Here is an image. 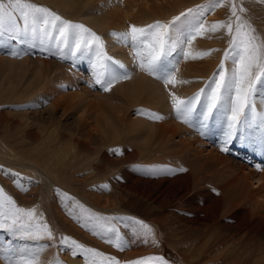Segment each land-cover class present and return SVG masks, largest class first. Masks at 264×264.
I'll return each instance as SVG.
<instances>
[{
	"label": "bare ground",
	"instance_id": "1",
	"mask_svg": "<svg viewBox=\"0 0 264 264\" xmlns=\"http://www.w3.org/2000/svg\"><path fill=\"white\" fill-rule=\"evenodd\" d=\"M39 1H42L44 5L64 16L66 19L80 23L81 21L88 23L97 34L104 38L105 48L108 54L114 59L123 62L132 73V76L129 80L118 81L109 92L96 93L97 96H100L96 97L94 94L90 95L92 94L90 93L91 91L83 88L90 87L92 82V73L88 61H77L74 64L69 59H61L58 54L42 51L40 47L35 49L37 52H34V49H29L27 45H21L14 41L11 42L17 50L21 52L27 50L28 54L12 57L4 54L3 50V53L0 55V63L2 62L3 64V69L0 72V87L7 93L8 98L18 97L20 95L18 89L24 90L29 87L28 91H30V94H33L30 101L20 103V109L12 111V108H9L5 112V117L1 116L4 122L3 131L8 132L7 134H3L4 138L7 136L11 137L12 139L9 143H15L10 147L11 149H8L6 143L3 142L4 144L0 145V151L7 156H19L23 161L25 159H33L36 165L54 177H61L58 176L60 174L58 169L68 164L70 165L69 168L74 169L84 166L82 158H78L75 153V156L73 155V159H75L71 162L64 160L60 162L55 161L53 159L54 153L59 150L58 145L55 144V139L59 144L63 143L64 140H72V142L76 144H84L87 147H91V144L92 146L115 144L116 148H119L122 152L121 156L116 159L117 164L121 166L125 161L130 159L133 160V158H138L145 162H151L153 160L160 161L170 158L174 163L181 161L189 166L192 165V171H190L192 174L188 172L185 173L183 178L180 176V178L184 180L185 188L187 189V186L192 185L195 193L201 192L205 197H212V192L208 189H204L206 186L201 185L200 182L202 179L210 180L214 177L216 188L219 190V193L215 196L217 198L212 206L214 212L211 213V215L199 216L196 212L188 217L186 216V220L194 224L192 231L196 234L195 237L197 233H209H207L208 237L206 240H203L198 248L193 249L190 247L192 240L191 242L186 240L183 242L181 248L186 251L185 257L188 259L191 256L194 257L193 262L187 263H231V253L236 254V252H234L236 249L234 245L228 247L231 245L230 238H224L218 235L217 229L221 226L224 227L225 221L222 223V220L216 219V216H218L216 212L221 209L222 206L228 209L232 207L234 209L236 206H240V210H238L237 213V216L240 218L239 229H243L244 233L246 232L247 238H245L243 243L244 249L239 247L242 251L245 250V253L242 255V258L240 257L238 262L242 261L241 263L246 264V262L250 260V257L253 256V253L257 251L255 252L257 255L253 258V263L261 264L258 255L262 248L259 247V249L255 250L252 241L249 242L250 238H248V234H250L251 231L264 233V206L258 200V198L261 199V195L264 194V150L238 139L241 144L234 146L238 151H229L233 152L235 156H240V161L234 160L227 155L217 153L213 148H209L205 155L203 153V158L201 154L203 151L205 152V146L207 144L215 143L218 149L221 150L222 133L218 130L217 126L212 123L209 124L208 128L203 130V134H201L198 124L189 127L187 124L182 123L176 118L168 96L169 90L175 91L181 96H190L199 88L204 87V81L216 71L217 65L223 55V50L227 47L228 37L224 34V31L221 30L217 33L209 34L211 38L207 36L197 37L192 45L194 51L212 48L219 49L220 51L212 52L211 55L195 60H184L182 56L179 57V71L177 72V76L181 79L188 80L189 83L176 85L175 87L169 85L168 89L165 88L162 81L148 76L146 73H142L135 66L130 46H125V44L118 41L116 38L108 35V33L113 30L126 31L129 23L145 25L156 19H171L172 16L179 15L180 12L188 8L208 4L209 0ZM256 1L258 3V0H237V3H242L243 7L247 10L242 14L243 18L249 21L252 27L259 28L256 33L261 38H264V9H262V4L261 7H259L260 4H255ZM220 8L223 9L218 10V8H215L207 11L205 13V19L208 22L225 19L229 15L228 7L224 6ZM259 10L261 16H256ZM31 53H33L32 57L36 58L34 59L35 63L29 57ZM57 59L59 61H57ZM84 66L87 67V81L84 76L86 74L79 72L81 69H84ZM226 66H230V62H226ZM75 67H78V69L75 70ZM61 76L64 77L61 84L67 85L68 89L69 87L73 88L74 93H60V95L54 99L52 94L59 92L61 89L58 84L55 85L54 83L57 82L56 80L58 78L62 79ZM76 84H79L81 87L76 89ZM20 85H23L24 88L20 87ZM98 86L99 85H95L91 88ZM99 88L100 87L97 89ZM58 106H62V110L60 111L61 119L59 120L55 119L54 115H52L53 110ZM81 108L85 111L84 114L79 113ZM139 110L156 112L165 118L159 121L151 120L148 118L147 114H141ZM131 111L133 112L130 113ZM74 112L78 114L74 115ZM88 119V123L91 122L92 125L91 129L86 122ZM54 122L57 124L53 125ZM13 129L15 131V136L11 133ZM56 130L61 131L56 132ZM25 135L33 136L34 139L38 140L37 144L38 148L40 146L41 152H37L36 150L34 154H30V152H33L30 151L31 148L28 150L24 146L25 144L19 146V140L25 138ZM62 137L63 139L61 140ZM68 146V143H66L63 145V148L66 149ZM229 146L232 147V144L227 145L228 148ZM102 156L107 157L106 154ZM209 159H211L212 162H208ZM18 161L21 160L19 159ZM204 164L209 167L206 165L204 166ZM219 164H222V167L224 164L228 168L225 177H223L225 175L224 173H220L223 174V176L218 177V175L220 176V174H217ZM256 165H261L260 170H257ZM94 167L96 170H100V166L95 165ZM130 172L131 170L129 173L125 174H130ZM199 172L203 173L201 174L203 176L199 175ZM63 178L66 179V177ZM137 180H141V182L144 181L153 187L160 186L159 182L156 180ZM248 182L250 185L253 182L254 185L250 187ZM66 186L67 185H65V187ZM52 200H50L51 205L48 204L51 208H48L47 205H44L43 208L53 209L52 211L55 210L56 215L61 220L58 219L64 221L67 227H71L73 229L72 233L77 234L76 236H71L63 230L65 231V233L63 232L64 236L71 237L87 247H92L91 244H93V246L98 244L100 246L96 249H100L98 251L106 253L104 250L105 244L103 243L105 236L104 239H100L102 235L97 234L99 231L97 232L95 220H89L87 215L84 216L85 213H83V215L78 214L77 211L79 209L70 214L69 210L63 209V204L61 205L62 200H59V202ZM245 203L249 204L244 207ZM34 205L36 208L40 206L39 203H34ZM68 206L71 208L72 205ZM81 206L82 205H80L79 208L81 211H84L85 208H81ZM29 207L31 206L29 205ZM45 208L43 210L44 212L47 211ZM43 216L45 217H43L45 221L48 222L47 215L43 214ZM49 220L54 225L57 223L55 217H51ZM63 228L59 227L57 229H59V232H62ZM187 239L189 238L187 237ZM205 243L208 244L204 245ZM202 247H204L203 252H197ZM109 250L107 254L110 256H112L113 253H118L120 255L119 251L114 252L111 249ZM239 253L240 252H238V255ZM129 255L130 254L126 255L127 258L130 257ZM143 255L141 254V256ZM130 258H132V255ZM120 261L124 262L128 260L124 259ZM70 263L85 264L84 256L81 257V261L71 259ZM0 264H2V262H0Z\"/></svg>",
	"mask_w": 264,
	"mask_h": 264
},
{
	"label": "snow or ice",
	"instance_id": "2",
	"mask_svg": "<svg viewBox=\"0 0 264 264\" xmlns=\"http://www.w3.org/2000/svg\"><path fill=\"white\" fill-rule=\"evenodd\" d=\"M228 7L229 15L223 20L208 22L205 13L218 7ZM247 10L237 0H209L208 4L188 8L168 20L156 19L145 25L129 23L126 31H110L108 35L131 47L135 66L148 76L163 82L166 89L171 85H183L188 80L177 76L179 57L195 60L219 49L194 51L192 45L197 37H208L221 30L228 37L227 47L217 65L216 71L190 96L178 95L169 90L171 107L177 119L203 130L212 123L222 133L221 151H228L227 145L234 139L258 146L264 150V38H261L242 14ZM40 47L42 51L58 54L61 59L88 61L92 73L90 87L99 85L104 92L111 91L118 81L129 80L132 73L121 61L114 59L105 48L104 38L83 23L66 19L47 6L33 0H0V50L12 57L28 54L17 50L11 42ZM11 49V50H9ZM230 62V66H226ZM259 105V107H258ZM151 120L165 117L156 112L139 110ZM121 155L119 148L110 149ZM2 167V166H0ZM260 170L261 165H256ZM162 169L151 167L145 173L158 175ZM171 171V169H169ZM175 171H186L178 167ZM19 175V174H17ZM18 183V181H14ZM22 187V186H21ZM100 187L107 189L108 185ZM67 196V194H64ZM83 208V206H81ZM88 213L89 220H95L101 229L97 234H112L115 239L107 240L118 249L127 247L121 230L111 223L114 219L131 221L132 233L147 244L158 243L151 225L136 217H107ZM71 214V212H70ZM75 218V217H74ZM103 223H100V222ZM0 229L15 237L31 240L55 239L53 230L38 213L37 208L21 207L0 187ZM60 245L71 249V255L84 256L85 264H169L161 255H147L135 260L121 262L115 256L106 255L96 248L87 247L77 240L61 236ZM43 245L36 248L0 249L7 264H64L58 258L42 261Z\"/></svg>",
	"mask_w": 264,
	"mask_h": 264
},
{
	"label": "rangeland",
	"instance_id": "3",
	"mask_svg": "<svg viewBox=\"0 0 264 264\" xmlns=\"http://www.w3.org/2000/svg\"><path fill=\"white\" fill-rule=\"evenodd\" d=\"M138 1H144V0H138ZM33 2L40 5H44V3L39 0H33ZM255 4H260L259 7H261L262 4L263 6L262 9H264V0H258V3L256 1ZM221 9L223 8L218 7V10ZM257 15L261 16L260 10L258 14H256V16ZM256 18H261V17H256ZM81 23L92 28L86 22L81 21ZM253 28L256 30V32H258L259 28L257 27H253ZM38 47L39 46L37 45V47L33 48L34 52H37V50L35 49ZM2 53L3 50L0 51V55ZM32 54L33 53L29 54V57L34 61V59L36 58H33ZM57 61L59 60L57 59ZM75 68H76L75 70L78 69V67ZM2 69H3V64L1 62L0 72L2 71ZM86 70L87 67L84 66V69H81L79 72L82 74H86L84 76L87 81ZM63 78L64 77H62V79L58 78L56 80L57 82L54 83L55 85L58 84L59 87L61 88L60 89L61 92L59 91L55 94H52V97L54 99L57 96H59L60 93H64V94L74 93L73 88L69 87L68 89L67 85L61 84ZM20 87H23V85H20ZM75 87L76 89H79L81 86L79 84H76ZM98 87L91 88L88 86L83 88L91 91L90 93L92 94L90 95L94 94L96 97H100L99 95L97 96L96 93H102L104 91L101 88L97 89ZM29 88H25L24 90L18 89L20 91V95L18 97L8 98L7 93L0 87V145H3L4 144L3 142H5L8 149H11L10 147L15 142L9 143V141H11L12 139L11 137L7 136L4 138L3 134H7L8 132L3 131L4 122L1 119V116L5 117V112L7 109L12 108V111L18 110L20 109L19 107L20 103L30 101L33 93L30 94V91H28ZM82 109L83 108H81V111L79 113L84 114L85 111ZM61 110H62V106H58L53 110L52 115H54L55 119L58 120L61 119V112H60ZM132 112L133 111H131L130 113ZM73 114L76 115L78 113L74 112ZM88 121L89 119L86 120L87 125L91 129L92 128L91 122L88 123ZM56 122H54L53 125H56L57 124ZM57 131H61V130H56V132ZM11 133L14 135L15 133L14 129L11 131ZM24 137L25 138H21L19 140V146L21 144H25L24 146L28 150L31 148L30 151L33 152H30V154H34L35 153L34 151L36 150L37 152H41L40 146L38 148V144H37L38 140L34 139L33 136L30 135L27 136L25 135ZM62 139L63 137L61 138V140ZM54 141L59 148V150L56 151V153H54L53 156V159L55 161L60 162L64 160L71 162L75 159V158L73 159V155L75 156L76 154L78 158H82V161L84 162L83 163L84 166L82 168L74 169V168H69L70 165L68 164L58 169V172L60 173L58 176L61 177H54L50 173L48 172L46 173L45 170L41 169V167L36 165L33 159L32 160L25 159L23 161L19 156L16 155H14L13 157L9 155L7 156L6 154L0 151V166H2L0 167V187H2L5 190V192L11 195L13 199L17 202V204L20 205L21 207L24 206L29 207V205L33 207L35 206L34 203L35 204L39 203L40 206L39 208H37V211L38 213H43L47 215L46 216L48 217L47 223L49 224L50 228L53 230L55 239L48 240L47 238H44L41 240H31L23 237H15L6 230L0 229V249L8 245H11L13 248H17V249L22 247L36 248L43 245H48V247H44L43 251L40 253V258L42 261H47L53 258H58L59 260L63 261L64 264H71L70 263L71 259L81 261V257L83 256L82 254L78 253L75 257H73L71 255L70 248L59 244V240L61 236H64L63 234L65 233V231L71 236L72 235L76 236L77 234L72 233L73 229L69 226L68 228L66 226L67 224L64 221H60L61 219L56 215L55 210L54 213V211H52L53 209H48L51 208L49 206L51 205L50 200L53 199L54 201H58V202L59 200L60 201L62 200L61 205L63 204V209H67L70 212H74V211L76 212L79 209L77 213L81 215L85 213L84 216L86 215L88 216V213L85 211H81V209L79 208L80 205H82L85 209L90 210L91 213L98 214L100 216L117 217V218L129 217V216L136 217L137 219L144 220L146 223L152 226L154 230L155 239L158 242L155 245L152 244L151 239H149V242L147 244L143 243L142 238H137L132 233L131 227L126 228L125 225L132 224L131 221L122 220V219L112 220L111 223L121 230V234L123 238L128 243H127V247H124L121 250L114 247L112 244L107 243L106 240L115 239V237L112 234L102 235L100 239H104L105 236V240L103 243L105 244L104 250L106 251L105 253L106 255H108L107 251H110L109 249H111L114 252L116 251L120 252V255L118 253L112 254V256H116L118 260H124V259L128 261L135 260L137 259V257L138 258L142 257L141 254L143 255L144 253L143 256L161 255L166 260H168L169 264H188L193 262L194 260L193 256H191L189 259L185 257L186 251L183 248H181L183 242L185 240L191 242L192 240V244H190V247H192L193 249L198 248V246L202 244V241L206 240L209 233L208 232H204V234L197 233V236L195 237L196 234L194 233V231H192L194 224L189 223L188 220L186 219L188 216L195 214L196 212L198 213L199 216L211 215V213L214 212L212 206L217 198L215 196H217L219 193V190L216 188L214 177H212V179L210 180H203L201 178L202 181L200 182V184L208 187V188L205 187L204 189H208L210 192H212L211 195L212 197L210 196L205 197L201 192L195 193V190L192 188V185L187 186V189L185 188L184 180H182V178L185 175V173L189 172V174H192L190 173V171H192L191 170L192 165L189 166L181 161L174 163L171 161L170 158L160 161L153 160L151 162H145L144 160L133 158V160L130 159L128 161H125L121 166L116 162V159H118V157L121 155H117L110 151V149L116 148L115 144H103L97 146H92L91 144V147H87L84 144H80V143L76 144L75 142H72V140H64V142L61 144H59L58 141L56 142V139ZM66 143H68L69 146L68 148L64 149L63 145ZM231 144L232 147H230L231 146L230 145L228 149L238 151L237 149H235L234 146L241 144V142L238 139H234ZM205 147H206L205 152L202 150L203 152L201 154L203 158L204 155L206 154V151L209 148H213L217 153L227 155L228 157L234 160H238V161L241 160L240 156L237 155L235 156V154L233 152H230L229 150L228 151L219 150L218 146L215 143H211L209 145L207 144ZM105 154L108 158L102 156ZM19 159L21 161H18ZM208 162H212V160L209 159ZM95 165L100 166L99 167L100 170H96V168L94 167ZM205 165L206 164H204V166ZM151 167H157L162 170L158 175L145 174L148 171V169ZM178 167H183L186 169V171L183 172L175 171V169H177ZM169 169H171V171H169ZM130 170H131L130 174L126 175L125 173H129ZM217 170H218L217 174L220 173L225 174L224 176L223 174H220V176L218 175V177H222V176L225 177L227 174L226 172H228V168L224 164L223 167L222 164L221 165L219 164ZM201 174L203 173L199 172V175ZM180 176L182 178H180ZM63 177H66V179ZM137 179L156 180L159 182L160 186L153 187L150 184L144 181L141 182V180H137ZM14 181H18V183H15ZM103 184H107L108 188L104 189L100 187V185ZM65 185L67 186L65 187ZM253 185L254 183L252 182L250 187ZM65 193L67 194V196L64 195ZM262 195H261V199L258 198V200L264 206V196ZM67 204L72 205L71 208ZM248 204L249 203H245L244 207H246ZM44 205L48 206L47 209L44 207L47 210L45 212L43 211ZM221 209H219L216 212V214L218 215L216 216V219L222 220V223L225 221L224 222L225 226L224 227L221 226L217 229V232L219 233L218 235H220V237L222 236L224 238L227 237L230 238L231 245H229L228 247L234 245V248L236 249L234 250L236 254L231 253L232 256L229 255L231 256L230 264L241 263L242 261L238 262V260H240V257L242 258V255H244L245 253V250L242 251V249H244L243 243L245 238H247V234L246 232L244 233L243 229H239L240 218L237 216V213L238 210H240V206H236V208L234 209L233 207L228 209L226 207L223 208L222 206ZM51 217H55V221L57 222V223L55 222L56 223L55 225L49 220ZM95 223L97 224V232L98 231L100 232L101 229L99 227V224L97 222ZM100 223L103 222L101 221ZM59 227L61 228L65 227V228L62 229V232H59V229H57ZM187 237L189 239H187ZM248 238H250L249 242L252 241V245L255 250L259 249V247L262 248L258 255V258L260 259L261 264H264V233H261L259 231H251L250 234H248ZM136 244L138 245V247ZM207 244L205 243L204 245ZM141 245L143 248L141 247ZM91 246L92 247L96 246L95 248H99L100 245L95 244V246H93V244H91ZM239 247H241L242 249L241 248L239 249ZM201 249H199L197 252H203L204 247H202ZM238 252H240L239 255ZM255 252L253 253V256L250 257V260L246 262V264H255L253 263L254 260L253 258L256 257L257 255L255 254ZM128 254H130L129 255L130 257L132 255V258L134 259L130 258L129 256H128L129 258H127L126 255ZM4 257L5 254L2 251H0V258H1L0 262H2V264H7V261ZM208 264H213V263H208Z\"/></svg>",
	"mask_w": 264,
	"mask_h": 264
}]
</instances>
